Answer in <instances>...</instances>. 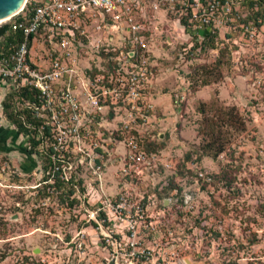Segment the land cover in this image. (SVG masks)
Wrapping results in <instances>:
<instances>
[{
    "label": "rangeland",
    "instance_id": "obj_1",
    "mask_svg": "<svg viewBox=\"0 0 264 264\" xmlns=\"http://www.w3.org/2000/svg\"><path fill=\"white\" fill-rule=\"evenodd\" d=\"M134 2L136 66L116 75L117 51L105 48L119 39L86 25L69 99L61 80L36 101L0 95V264H264V59L230 56L264 54L230 41L248 10H232V29L202 35L184 30L166 0ZM41 41L28 56L45 68L57 50ZM30 138L37 153L26 152ZM129 140L157 157L136 175L121 174ZM50 146L62 185L45 161ZM121 193L119 216L101 222L100 201Z\"/></svg>",
    "mask_w": 264,
    "mask_h": 264
},
{
    "label": "built area",
    "instance_id": "obj_2",
    "mask_svg": "<svg viewBox=\"0 0 264 264\" xmlns=\"http://www.w3.org/2000/svg\"><path fill=\"white\" fill-rule=\"evenodd\" d=\"M170 8L180 18L185 17V23L180 24L184 30L190 32L215 33L219 27H228L234 21L232 10L243 7L250 2L249 11H260L253 21L240 22L238 28L240 34L231 43L236 48L241 45L253 49L254 52H264V0H166ZM134 0H24L21 8L8 19L0 22L7 24L8 30L19 32L20 39L14 43H8L4 47V34H0V83L5 89V94H19L22 89L34 91L38 96L53 94L51 83L59 80L65 84L59 87L58 92L69 99V81L71 79L74 61L71 59V51L75 43L80 44L78 38L85 36L86 25L93 31L105 32V37L112 40L116 36L119 41L107 46L106 51H117L113 56L116 64V75H119L124 64L136 66V56L144 44L141 41V26L134 20ZM246 6V5H245ZM156 9L157 5L154 3ZM30 39L28 40V37ZM41 38L49 44L55 56L50 60L49 66L34 67L28 56L31 42L35 38ZM225 42L228 37H222ZM99 39L96 38L95 48L100 47ZM106 45H109L106 43ZM253 52V53H254ZM252 53V55H253ZM232 62L246 64L259 62L264 59V54H255L246 61L237 49L230 51ZM68 60L69 67L63 63ZM139 75H141L139 73ZM101 75L95 73L93 84L101 80ZM135 82V75L130 77ZM87 84H90L87 80ZM105 92V91H104ZM129 94L135 95V86L129 88ZM157 157L153 154L147 156L145 152L136 147L135 142L129 140L128 149L124 154L121 166V174L141 172V166L155 163ZM148 196L146 203H151ZM125 194H117L113 198H104L100 201L96 211H100L101 222L109 220V212L120 214L123 207ZM128 228L132 224L128 222Z\"/></svg>",
    "mask_w": 264,
    "mask_h": 264
},
{
    "label": "trees",
    "instance_id": "obj_3",
    "mask_svg": "<svg viewBox=\"0 0 264 264\" xmlns=\"http://www.w3.org/2000/svg\"><path fill=\"white\" fill-rule=\"evenodd\" d=\"M245 5H246V9L248 10V13L241 20L242 22H246V17H249V19L254 20L258 15H260V11H258V10L257 11H252V10L249 11L250 2H247V4H245ZM179 23L184 24L185 23V17L180 18ZM0 34H4V38H3L4 39V47H7V44L10 42L11 43L16 42L17 40L20 39V36H21L20 33L17 31H15V32L9 31L7 24L0 25ZM201 34L204 35V32H201ZM206 34H209V33H206ZM29 39H30V36L28 37V40ZM33 93H35V92L34 91H28L27 89L24 88L19 92V96L24 97L25 99L30 100V101H36L35 98H33L31 96ZM8 117L10 119H12V116L10 114H8ZM13 123L15 124L17 132H23V133L27 132V130L23 126V124H21L20 122H17L14 118H13ZM42 129H43L45 134H48V126H43ZM37 144H38V139L34 140V139L30 138V143H29L28 148L26 149V152L29 154L37 153L35 150V147ZM56 155H57L56 151L50 146L47 150L45 161L47 163H49L50 165L57 166V168L55 170V174L53 176L54 181H55V183L59 182L62 185V183H64V178L61 179L60 177H58V171H59L58 165H60L59 161H63V159H59ZM67 180L68 179H66L65 181H67ZM72 193H73L72 188L68 187L65 190V192H63V193L61 192V194L63 196H60L59 200L64 202L65 204H67L68 201H70V199H68V198L70 195H72Z\"/></svg>",
    "mask_w": 264,
    "mask_h": 264
},
{
    "label": "water",
    "instance_id": "obj_4",
    "mask_svg": "<svg viewBox=\"0 0 264 264\" xmlns=\"http://www.w3.org/2000/svg\"><path fill=\"white\" fill-rule=\"evenodd\" d=\"M24 0H0V18L14 14L23 5Z\"/></svg>",
    "mask_w": 264,
    "mask_h": 264
},
{
    "label": "crops",
    "instance_id": "obj_5",
    "mask_svg": "<svg viewBox=\"0 0 264 264\" xmlns=\"http://www.w3.org/2000/svg\"><path fill=\"white\" fill-rule=\"evenodd\" d=\"M4 94H5V89H4L3 85L0 83V95L5 96ZM0 108H2L1 105H0Z\"/></svg>",
    "mask_w": 264,
    "mask_h": 264
},
{
    "label": "bare ground",
    "instance_id": "obj_6",
    "mask_svg": "<svg viewBox=\"0 0 264 264\" xmlns=\"http://www.w3.org/2000/svg\"><path fill=\"white\" fill-rule=\"evenodd\" d=\"M14 13H15V12H14ZM10 16H11V15H8V16H5V17H3V18H0V22L5 21V20L8 19Z\"/></svg>",
    "mask_w": 264,
    "mask_h": 264
}]
</instances>
